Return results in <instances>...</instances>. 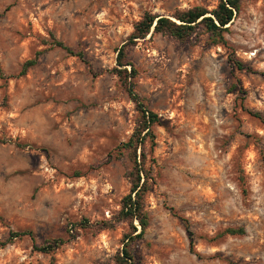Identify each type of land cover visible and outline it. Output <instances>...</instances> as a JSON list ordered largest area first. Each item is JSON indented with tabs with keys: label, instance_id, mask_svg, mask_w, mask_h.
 Instances as JSON below:
<instances>
[{
	"label": "rangeland",
	"instance_id": "rangeland-1",
	"mask_svg": "<svg viewBox=\"0 0 264 264\" xmlns=\"http://www.w3.org/2000/svg\"><path fill=\"white\" fill-rule=\"evenodd\" d=\"M218 2L0 0V68L10 77L0 79V240L33 234L0 249V264H114L125 225L70 235L83 219L110 220L130 189L131 163L117 148L139 114L113 73L117 50L146 12ZM228 27L226 47L206 34L149 35L128 50L136 92L159 117L146 145L150 226L134 246L139 264H264V0H242ZM51 35L84 61L52 48ZM52 238L67 243L33 249Z\"/></svg>",
	"mask_w": 264,
	"mask_h": 264
},
{
	"label": "trees",
	"instance_id": "trees-1",
	"mask_svg": "<svg viewBox=\"0 0 264 264\" xmlns=\"http://www.w3.org/2000/svg\"><path fill=\"white\" fill-rule=\"evenodd\" d=\"M241 2L242 0H219L214 9L209 10L203 6H195L187 10L176 11L172 16L146 12L134 25L131 34L117 50L116 66L113 69V73L117 76L121 86L134 103L139 114L132 135L127 142L122 143L117 148L120 155L127 154L131 163L127 176L130 189L128 194L121 200L120 210L110 220L101 221L93 225L83 219L79 223L74 224L75 229L70 235V240L77 238L78 228H94L97 232H101L113 230L121 224L125 225L127 228L122 235V248L114 257V264H139L135 257L134 246L143 240L145 232L150 226L149 216L146 211V196L151 188V177L150 169L147 168L148 155L146 145L150 143L151 147L154 148L155 135L153 126L159 123V117L147 107L146 101L136 92L138 73L135 66L127 60L128 50L140 40H145L149 35L151 37L154 35L168 36L184 42L194 36L206 34L215 45L226 47L228 42L225 34L228 32V26L240 12ZM51 38L52 41L47 44L52 48H60L69 55L84 61L82 52L74 51L53 35H51ZM37 62L38 57L26 61L18 77L25 76ZM234 62L237 69H245V65L241 61L234 58ZM9 78L0 68V79L7 80ZM254 116H260V114L254 113ZM17 146L23 147L22 144ZM181 221L189 235L190 250L195 252L190 224L187 220L182 219ZM224 234L231 236L244 235L245 230L242 228H229ZM25 236L32 238L33 234L31 231L10 232L5 239L0 240V249L12 245L17 239ZM66 243L67 241L62 238H52L41 245L34 244L33 249L43 254H53Z\"/></svg>",
	"mask_w": 264,
	"mask_h": 264
}]
</instances>
